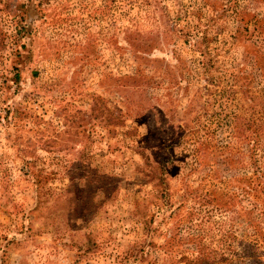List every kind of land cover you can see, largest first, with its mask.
Returning a JSON list of instances; mask_svg holds the SVG:
<instances>
[{
	"label": "rangeland",
	"instance_id": "obj_1",
	"mask_svg": "<svg viewBox=\"0 0 264 264\" xmlns=\"http://www.w3.org/2000/svg\"><path fill=\"white\" fill-rule=\"evenodd\" d=\"M24 2L0 0V264H264V0H43L15 70Z\"/></svg>",
	"mask_w": 264,
	"mask_h": 264
},
{
	"label": "trees",
	"instance_id": "obj_2",
	"mask_svg": "<svg viewBox=\"0 0 264 264\" xmlns=\"http://www.w3.org/2000/svg\"><path fill=\"white\" fill-rule=\"evenodd\" d=\"M43 0H25V2L20 5V8L17 9L16 11L10 10L7 13L11 16V21L13 23V27L15 29V32L13 35H11L10 37V52L12 55L15 56V58H17L16 60V65L13 67L15 70H17L18 65L20 64L21 60H22V54L24 57V53H21V51L23 52V50H25V53H29L30 50L27 48L25 41L23 40L24 38L30 36L32 34V32L35 30L34 29V24L36 23V21H38L40 19V23H43L45 21V14H49V10H47L49 7H43L42 5ZM50 6L51 8L58 6L57 4L54 5H47ZM39 23V24H40ZM129 26H127L126 28H128ZM129 29H124L123 32L125 33H129ZM135 34L137 37L136 41H127V46L124 48L119 47L118 50L121 51H128L131 53V56H133V58H135L136 61H138L139 63H142L145 56H147V53L149 51L148 49V41L145 39L146 36L139 34L136 30L131 31V34ZM127 38H130V35H127ZM128 40V39H127ZM135 71V74L133 75H122V77H129L131 79H137L138 77H140L139 71L140 69H138L137 67H135V69L133 70ZM134 73V72H133ZM135 76H137L135 78ZM18 77V73L15 71L12 74V77L9 79L10 81H12V83L16 82V78ZM140 84H134V83H125L122 84L121 87L127 88L128 86L130 87H139V86H144V81H140ZM11 109L12 113L14 114L15 112V107H13L12 105L6 103L3 107L2 110L4 111V113L9 112ZM27 164H29L30 162H26Z\"/></svg>",
	"mask_w": 264,
	"mask_h": 264
}]
</instances>
